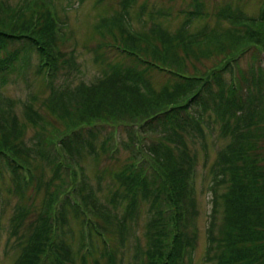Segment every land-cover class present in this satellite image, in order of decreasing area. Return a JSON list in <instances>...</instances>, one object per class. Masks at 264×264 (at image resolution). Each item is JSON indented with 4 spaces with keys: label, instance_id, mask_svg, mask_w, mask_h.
<instances>
[{
    "label": "trees",
    "instance_id": "trees-1",
    "mask_svg": "<svg viewBox=\"0 0 264 264\" xmlns=\"http://www.w3.org/2000/svg\"><path fill=\"white\" fill-rule=\"evenodd\" d=\"M36 5L37 0L0 4V168L10 174L21 199L26 187H45L46 191L41 210L19 239L21 252L15 264H87L90 258V264H116L106 231L117 227L115 232L123 235L124 241L129 228L125 221L136 213L142 201L149 205L148 229L156 245L143 264H191L198 237L193 228L199 215V158L189 148L188 138L205 139L213 123L231 141L217 152L210 167L212 206L205 260L215 264H264V153L257 143L264 130L263 62L244 79L238 76L240 70L236 73L228 64L210 79L159 66L160 70L172 72L175 80L157 88L150 77L155 63L138 56L140 40L166 42L176 49L190 38L169 39L160 28L149 34L150 38L132 31L122 53L132 54L137 64L101 58V74L95 81L71 89L68 84L53 92V112L63 111L69 121L66 131L51 143L52 155L49 152L46 157L54 164L55 176L41 182L33 175L29 153L13 145L23 126L4 88L26 79L34 56L39 58L37 72L46 74L51 86L61 73L72 79L82 70L73 53L62 47L61 38L68 37L66 23L51 6L37 9ZM185 14L192 21L207 16L198 9ZM215 15L231 24L252 26L238 31L235 37L264 52V3L256 17L226 7ZM151 16L154 17L152 13ZM69 104L75 106L72 113ZM27 111L32 122L43 119L31 104H27ZM107 126L124 127L128 136L123 144L141 152V159L134 154L137 159L114 174L119 188L111 202L118 198L117 204L124 203L125 216L117 225L109 215L111 207L100 200L84 165L85 158H98L100 151L114 154L115 148L109 144L115 136L110 133L103 138ZM37 153L40 155V150ZM99 207H105L107 214ZM97 210L105 218L104 226L93 217ZM26 219V209L22 207L13 219L14 234L24 227ZM73 219L81 221L76 251ZM95 235L102 239V251L94 243Z\"/></svg>",
    "mask_w": 264,
    "mask_h": 264
},
{
    "label": "rangeland",
    "instance_id": "rangeland-1",
    "mask_svg": "<svg viewBox=\"0 0 264 264\" xmlns=\"http://www.w3.org/2000/svg\"><path fill=\"white\" fill-rule=\"evenodd\" d=\"M8 1L16 3L21 0H0V4ZM263 3L264 0H37L35 6L37 9L51 6L61 21L66 23L65 31L68 37L66 35V40L61 38L62 47L73 53L75 59L81 64L82 71L76 73L75 78L72 79H68L63 72L57 76L54 85L51 86L46 74L44 76L43 73L37 72L39 58L34 56L33 68L28 72L26 79L14 81L4 88L5 95L14 101V113L23 126L21 127L23 132L19 135L17 143L13 145L16 148L20 145L26 155L29 153L27 157L33 167L32 172L35 178L37 176L41 182H44L55 176L54 164L47 161L46 157L49 152L52 155L54 141L66 131L69 118L63 117V111L53 112L50 105L51 99H54L53 92L67 88L68 84H71L68 87L71 89L81 83L89 84L95 81L101 74V58L118 64H137L132 54L122 53L126 39L132 31L141 32L150 38L149 34L155 33L160 28L169 39L171 36H178L181 40L190 38L176 49L169 47L166 42L155 39H153L154 45L148 40H140L138 56L155 63L150 77L152 84L157 88L175 80L172 72L160 70L159 66L173 68L188 76H204L210 79L215 71L220 73L228 64V66H234L236 73L238 70L241 71V73L238 72L240 78L244 79L245 75L250 76L260 61L264 65V52L255 46L249 47L248 42H238L235 34L253 27L247 24L238 26L225 20H218L215 14L226 7L242 15L256 17L261 13ZM197 9L203 10L207 16L201 20L193 19V21L185 18V12ZM160 10L164 14H157ZM201 31L203 33L198 34ZM40 69L43 68L40 67ZM223 77L228 78L227 75ZM27 104H31L40 113L43 118L40 123L29 120ZM68 110L72 113L75 111V106L72 107L69 104ZM212 126V130L207 132L205 139H194L191 136L188 138L189 148L193 153L196 152L199 158L196 171L199 215L193 228L198 237L191 264H215L205 260L207 226L212 206L209 172L217 152L228 144L231 138L229 135L225 137L220 134L218 124L213 123ZM110 133L115 136L113 143L110 141L109 144L110 147L115 148L114 154H110V151L107 153L100 151L98 158H85L84 165L100 200L111 207V211L108 212L112 222L117 225L125 216L124 203L117 204L118 198H115V202H111L115 191L119 188L114 174L133 163L137 159L134 154L141 159V152H138V148L132 151L123 144L122 141L128 136L124 127L107 126L103 138L108 137ZM51 143H53L52 146ZM257 143L263 155L264 130ZM37 150H40V155ZM41 152H44V157L41 156ZM144 164L148 165L147 160ZM45 192V187H26L25 196L21 199L10 174L0 168V264H15L21 252L19 239H22L21 236L24 237L25 228L30 226L31 220L41 210ZM22 207L26 209L27 219L24 227L18 229L19 233L14 234L13 219ZM98 210L107 214L105 207H99ZM98 210L93 213V217L104 226L105 218H102ZM150 215L149 205L143 201L139 202L136 213L125 221L129 228L124 241L123 235L115 232L117 227L111 226L106 231V237L113 249L111 255L116 259V264H143L149 260L151 253L156 249L148 229ZM80 228L81 221L73 219L71 229L74 233L72 241L75 251L78 250ZM93 240L102 251L101 237L95 235ZM90 262L92 258L87 264ZM78 264L81 262L78 261Z\"/></svg>",
    "mask_w": 264,
    "mask_h": 264
}]
</instances>
